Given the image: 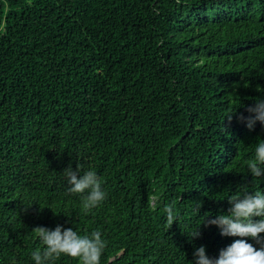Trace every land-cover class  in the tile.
Returning <instances> with one entry per match:
<instances>
[{
	"label": "trees",
	"instance_id": "obj_1",
	"mask_svg": "<svg viewBox=\"0 0 264 264\" xmlns=\"http://www.w3.org/2000/svg\"><path fill=\"white\" fill-rule=\"evenodd\" d=\"M258 85L264 0H0V264H34L32 230L57 225L99 230L100 264L217 258L238 238L204 216L264 191L246 167L264 129L237 119ZM77 163L107 193L88 214L60 175Z\"/></svg>",
	"mask_w": 264,
	"mask_h": 264
},
{
	"label": "clouds",
	"instance_id": "obj_2",
	"mask_svg": "<svg viewBox=\"0 0 264 264\" xmlns=\"http://www.w3.org/2000/svg\"><path fill=\"white\" fill-rule=\"evenodd\" d=\"M255 90L264 97V87L258 85ZM246 112V116L240 114L237 119L249 131L257 123L264 129V98L256 99L253 105L246 108ZM246 167L252 177L264 178V140L256 139L254 155ZM60 175L67 187V194L79 196L85 214L99 208L106 200L107 193L101 177L91 166L77 163L75 170L69 166ZM226 198L230 205L227 213L214 216L206 214L201 225L217 228L223 237L238 239L222 249L217 258L209 257L206 248L200 246L194 250L193 258L187 264H264V191L241 188L237 194ZM154 205H158L155 198ZM200 207L199 203L194 204L197 214ZM163 210L169 225L177 223L175 202L164 205ZM200 226L187 235L190 240L200 237ZM32 231L41 245L38 250L31 252L30 259L34 264H54L62 256L74 258L78 264H100L107 247L99 230L82 235L76 227L74 230L73 227L57 225L54 229L37 227ZM249 240L258 247L249 243ZM10 264H16V261L11 260Z\"/></svg>",
	"mask_w": 264,
	"mask_h": 264
}]
</instances>
